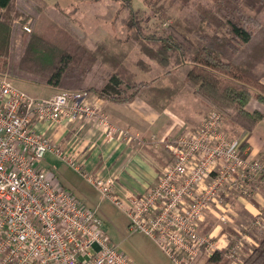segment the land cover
Returning a JSON list of instances; mask_svg holds the SVG:
<instances>
[{"label":"built area","instance_id":"2783aa9c","mask_svg":"<svg viewBox=\"0 0 264 264\" xmlns=\"http://www.w3.org/2000/svg\"><path fill=\"white\" fill-rule=\"evenodd\" d=\"M78 122L97 123L109 137L129 134L100 114L88 91L39 97L0 73V264H137L106 234L97 210L42 165L47 151L81 172L127 213L131 230L149 236L176 264H196L223 249L234 258L243 249V228L251 230V225L241 228L236 223L235 205L260 192L264 150L252 154L243 148L246 136L229 132L218 110L168 140L171 160L155 183L124 197L116 192L115 176L87 171L85 161L57 146L46 133ZM213 216L218 232L215 228L203 233ZM254 219L255 228L264 229V206ZM226 226L239 233L234 242Z\"/></svg>","mask_w":264,"mask_h":264},{"label":"trees","instance_id":"16d2710c","mask_svg":"<svg viewBox=\"0 0 264 264\" xmlns=\"http://www.w3.org/2000/svg\"><path fill=\"white\" fill-rule=\"evenodd\" d=\"M120 1L128 11L126 26L143 42L142 51L166 69L163 74L145 79L141 75L150 72L151 63L139 58L133 64L139 69L134 70L120 62L122 56L111 53L105 56L113 61L114 67L106 71L104 82L86 85L84 77L94 72V62L102 61L100 56L103 57L106 42H96L95 49L90 48L85 36L71 27L76 21L71 13L58 7L48 8L42 0H0V72L7 71L16 80L51 88L94 92L119 103L140 96L159 110L186 87L242 130L251 133L258 126L264 112H251L247 105L253 97L264 105V79L256 76L254 70L264 58V24L247 10L260 11L264 0L198 2L193 13L195 19L188 18V22L176 13L171 14L165 0H145L165 22V26L152 33L145 31L140 10L132 0ZM182 1L184 5L193 3ZM45 9L69 32L75 45L61 47L36 30L28 33L23 30L33 12L40 14ZM16 43L22 49L18 56H13ZM166 76L168 82L163 83ZM242 147H247L246 141ZM225 254V249L218 250L201 260L203 264H227ZM242 264H264V235Z\"/></svg>","mask_w":264,"mask_h":264},{"label":"rangeland","instance_id":"374dc122","mask_svg":"<svg viewBox=\"0 0 264 264\" xmlns=\"http://www.w3.org/2000/svg\"><path fill=\"white\" fill-rule=\"evenodd\" d=\"M18 1L19 0H17V2ZM163 1L164 0L161 2ZM170 1L171 0H165V7L169 5L171 14L176 13L182 17L183 21L188 22V18L193 19L194 17L193 13H195L197 10L196 5L198 2L208 3L211 0H190V2L193 3L188 5H184L182 0H179L177 3ZM42 2H45L46 7L48 8L58 7L70 12L73 18L76 20L72 22L71 27L74 31L85 36L86 44L90 48L95 49L94 43L96 42H106V50L102 54L103 57L100 56V60L102 61L98 63L94 62V72H91L84 77V82L86 85H99L104 82V74L106 71H108V69H111L114 64L113 61H110V58L105 56H109L111 53L116 54L117 56H122L120 62L134 70L139 69L133 65L139 58H143L144 60L151 63L152 69L150 70V73L145 75V72L142 73L143 75H141V77L145 79H150L153 76L160 75L164 70H166L155 60H151L142 51L141 47L143 42H140L138 39H136L134 30L129 29L125 24V19L128 17V11L126 8H124V6H122L123 4L120 0H42ZM132 2L134 7L140 10V17L145 22L143 26L147 33H152L155 30L161 29L163 26H165L164 18H160L158 12H156V10H154L151 6H148L145 0H132ZM247 13L257 15V17L264 24V6L260 11L256 9L247 10ZM31 16L34 18L30 17L23 25V30L26 33L36 30L38 33L44 35L47 39L61 47H65L69 43H73L72 45H75V41L69 32H67L65 29H62V27H60V25L51 18L47 9H45V11L40 14H34L33 12ZM26 27H29L30 30H28ZM21 49V44L16 43L12 49V55L18 56L21 52ZM81 53L82 50L80 51V54ZM254 70L256 76L264 79V58L256 64ZM0 73L7 74L17 86L33 95L48 96L47 94L50 93V91L48 93L39 87L28 85L30 83L24 80H16L7 71H1ZM39 86L52 89L51 87L45 85ZM64 89L65 88H53L51 92L55 91L57 93L64 91ZM183 89L188 92L186 87ZM181 91L182 90H180L178 94H180ZM253 102L255 101L253 100ZM184 104H186L185 106L188 108V99L184 100ZM203 104L205 105V103ZM207 107L208 114L211 110H216L210 108L209 106ZM225 122L227 130L229 129V132L232 131V134L237 133L236 131L241 129L226 119ZM256 133L264 138V121L262 122V125L256 129ZM42 165L51 175L67 185V187H70L76 191H79L78 189H80L89 195L88 199L92 200H88L83 196L79 197H81L88 205L97 210L98 214L104 220L103 229L106 234L110 236L113 243H115L120 250L126 252V254L137 264H176L164 251L161 250L158 245L154 243V241L149 236L143 232L131 230L129 228L130 220L127 213L116 206L109 198L102 195L93 185L90 184V182L87 181L81 172L77 171L72 165L65 162L61 157L52 151L46 152ZM262 188L264 189V184L262 185ZM254 203L255 200L250 201V204ZM262 206H264V204ZM247 207L249 208L250 205L246 204V206L244 205L241 210L239 209V212L241 213L237 215L235 221L239 226H241V228H243L242 226L248 227L250 224L251 230L243 228L244 232L247 233H243L241 238L243 240V249L241 248L239 250V254H237L234 258H230L225 255V259L228 261L227 264H240L239 259L242 260V257L245 259L251 250L256 247L254 242H257L258 244L259 240L264 235V229H257L253 225L255 219L251 216V211H249L250 208L247 209ZM249 214L251 215L249 216ZM218 224L217 218L214 216L211 217L209 222L203 225V233L212 232L213 229L218 226ZM229 229L226 226L225 232L227 233V237L229 235L231 242H234L240 237V235L235 230ZM218 230L219 229H217L215 233H217ZM244 239H246V241H244ZM203 261L204 260H200L196 264H203Z\"/></svg>","mask_w":264,"mask_h":264},{"label":"crops","instance_id":"0c3cea01","mask_svg":"<svg viewBox=\"0 0 264 264\" xmlns=\"http://www.w3.org/2000/svg\"><path fill=\"white\" fill-rule=\"evenodd\" d=\"M162 82H168V76L164 77ZM28 85L39 87L48 93L50 91L48 96L39 97H50L56 93L51 92L53 88L31 83ZM89 95L98 104L100 114L116 126L129 131L126 137L119 134L109 137L97 123L84 122L57 125L47 129L46 133L57 146L68 153H75L78 161H85L87 171L105 177L115 176L116 192L123 197L127 192L138 194L152 186L160 169L171 160L166 142L186 128L200 125L208 114V107L192 92L184 89L162 110L140 96L132 101L119 103L102 98L94 92H89ZM185 99H188V108L184 104ZM247 109L251 112L254 110L264 112V105L252 98ZM263 121L264 118L251 133L242 129L234 133L246 136L247 147L253 154H259L264 150V138L256 133V129ZM71 190L76 195L79 194L78 197L89 198V195L80 189ZM254 200L255 203L250 204V201ZM246 204L250 205V209L248 207L247 209L252 215L249 216L254 217V213H257L264 204V189H260L251 200L237 201L235 206L238 214L241 213L239 209Z\"/></svg>","mask_w":264,"mask_h":264}]
</instances>
